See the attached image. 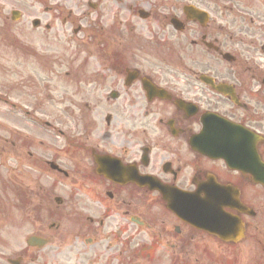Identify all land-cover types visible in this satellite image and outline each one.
Here are the masks:
<instances>
[{
	"label": "flooded vegetation",
	"instance_id": "af4514ba",
	"mask_svg": "<svg viewBox=\"0 0 264 264\" xmlns=\"http://www.w3.org/2000/svg\"><path fill=\"white\" fill-rule=\"evenodd\" d=\"M39 13L49 17L34 26L41 40L49 39L57 23H70L73 41L81 30L84 43L100 50L87 49L85 58L74 53L78 96L91 99L78 106L77 152L84 157L78 158L69 141L57 151L70 158L77 174L76 202L88 199L90 248L168 241L186 247L189 239L201 238L200 229L168 211L165 199L176 190L203 198L208 181L238 190L250 209L262 206L260 187L230 166L227 148L220 157L210 154L215 147H206L215 141V128L219 143L227 142L220 125L210 123L211 140L200 138L202 115L211 113L264 140V0H12L0 7V15L22 35L23 19L32 18L33 24ZM175 38L183 41L179 50L173 48ZM171 68L185 69V75ZM50 74L33 75L45 85L48 100L55 80ZM27 82L38 87L31 77ZM41 140L38 155L46 161L45 152L56 153L53 138L46 133ZM258 154L264 159V141ZM101 170L116 181L100 176ZM230 211L245 221L246 231L252 229L248 217ZM146 234L149 240L143 241Z\"/></svg>",
	"mask_w": 264,
	"mask_h": 264
},
{
	"label": "rangeland",
	"instance_id": "374dc122",
	"mask_svg": "<svg viewBox=\"0 0 264 264\" xmlns=\"http://www.w3.org/2000/svg\"><path fill=\"white\" fill-rule=\"evenodd\" d=\"M2 72L5 73V71H3V70H2ZM24 129L26 131L30 130L34 135H37L38 137L40 135L39 130L36 128L34 129L31 125L27 124L26 127H24ZM7 131H8V129L4 130V132L0 131V136L3 135V137H5L7 139H12L10 133H8ZM28 160H29V162H32V159H28ZM61 163L65 164L63 160ZM22 182L23 181H20L19 183H22ZM10 183L11 182H8V186H6V189L0 194V199H2V205L4 206V209H3L4 211L0 213V222L4 221L3 216L5 214L8 215L9 217H13L14 215H17L16 211L19 209H20L22 216L24 215L22 208H24L26 205L25 193L23 194L22 201H20V202L16 201L15 194L13 192H11L8 188ZM59 186H61L62 191H64L65 189L71 191L73 188L76 187L75 180L66 181V180L59 179ZM0 190H1V187H0ZM66 205H67V207L64 206L63 211H70L72 207L69 206L68 203ZM86 208L87 209H84V210L86 212H88V207H86ZM24 221H25V225L19 224L18 226L12 227L8 231L11 239L8 240L6 244H4L2 242L0 243V251L3 253V257H0V264H6L4 262L5 258L11 257V258L16 259L17 256H15V254L19 253L20 250L22 248H24L25 241H26L25 239L30 234L35 232L34 227H32L30 225V221H26V220H24ZM70 221H71L70 224H72L73 220L71 219ZM70 227H71V225L69 226V228ZM81 230L83 233L86 232L81 227L74 224V227H71V229L64 230L63 234L72 235V233H75V232L78 233V231H81ZM262 230H263L262 234H263V239H264V228ZM51 248H52V246L49 247V249H51ZM263 248H264V245L262 248H260L257 245L255 246L254 243H253V245H251L250 243H247V242L243 243L240 246H232V247L225 246V247H223L222 251L219 252L220 255L222 253H225L224 255H222V257L220 259V263L221 264H224V263H230V264H264V259L259 257L260 256L259 252H260V250L262 251ZM87 252H88V254H90L91 249H88ZM53 253H55V252L31 254V257H34L36 255L40 256L41 258L39 261L41 263L67 264V260H65L63 257L52 258L51 255ZM4 256H6V257H4ZM69 260L70 261L68 264H89V262L85 259L79 261L77 253L72 258H70ZM37 264H38V262H37ZM201 264H203V263H201Z\"/></svg>",
	"mask_w": 264,
	"mask_h": 264
}]
</instances>
